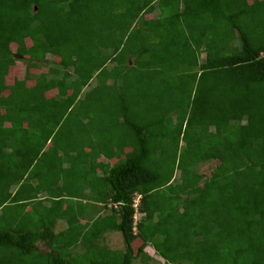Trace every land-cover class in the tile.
Instances as JSON below:
<instances>
[{"label":"trees","instance_id":"obj_1","mask_svg":"<svg viewBox=\"0 0 264 264\" xmlns=\"http://www.w3.org/2000/svg\"><path fill=\"white\" fill-rule=\"evenodd\" d=\"M138 259L264 264V0H0V264Z\"/></svg>","mask_w":264,"mask_h":264},{"label":"rangeland","instance_id":"obj_2","mask_svg":"<svg viewBox=\"0 0 264 264\" xmlns=\"http://www.w3.org/2000/svg\"><path fill=\"white\" fill-rule=\"evenodd\" d=\"M157 12L153 13L152 15H148L147 17H151L154 15L156 16ZM13 50L16 49V45H12ZM28 68L27 62L18 61L15 66L10 68V72L6 77L7 84H12L14 82L15 77L19 79H23L25 77L26 69ZM40 71H43V69H40ZM39 72V71H38ZM35 78V77H34ZM34 82L31 81L28 84L32 85ZM218 164V161L210 162L200 168L201 172L203 174H210L211 168L215 167ZM140 215L138 214V217ZM62 226V224L60 225ZM115 235H111L107 238L106 242L110 244L115 249H123L125 246L124 244V238L121 232L114 233ZM159 260L160 258L157 257ZM137 264H140L139 259L137 260Z\"/></svg>","mask_w":264,"mask_h":264},{"label":"crops","instance_id":"obj_3","mask_svg":"<svg viewBox=\"0 0 264 264\" xmlns=\"http://www.w3.org/2000/svg\"><path fill=\"white\" fill-rule=\"evenodd\" d=\"M111 235H115L114 233H107L106 234V237L108 238L109 236H111Z\"/></svg>","mask_w":264,"mask_h":264}]
</instances>
